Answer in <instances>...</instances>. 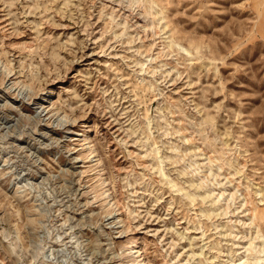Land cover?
Returning <instances> with one entry per match:
<instances>
[{
	"label": "rangeland",
	"instance_id": "374dc122",
	"mask_svg": "<svg viewBox=\"0 0 264 264\" xmlns=\"http://www.w3.org/2000/svg\"><path fill=\"white\" fill-rule=\"evenodd\" d=\"M0 264H264V0H0Z\"/></svg>",
	"mask_w": 264,
	"mask_h": 264
},
{
	"label": "bare ground",
	"instance_id": "6f19581e",
	"mask_svg": "<svg viewBox=\"0 0 264 264\" xmlns=\"http://www.w3.org/2000/svg\"><path fill=\"white\" fill-rule=\"evenodd\" d=\"M9 71L8 70H6V76L8 77L9 76ZM17 84V83H16ZM137 252H140V251H137Z\"/></svg>",
	"mask_w": 264,
	"mask_h": 264
}]
</instances>
